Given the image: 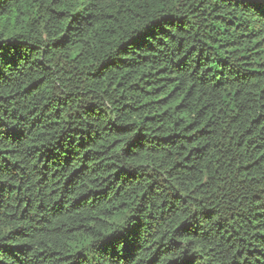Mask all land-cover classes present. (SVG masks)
<instances>
[{"label":"trees","instance_id":"obj_1","mask_svg":"<svg viewBox=\"0 0 264 264\" xmlns=\"http://www.w3.org/2000/svg\"><path fill=\"white\" fill-rule=\"evenodd\" d=\"M0 264H264V0H0Z\"/></svg>","mask_w":264,"mask_h":264}]
</instances>
